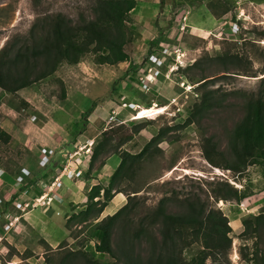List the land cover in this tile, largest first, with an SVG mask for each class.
I'll return each instance as SVG.
<instances>
[{"label": "rangeland", "instance_id": "374dc122", "mask_svg": "<svg viewBox=\"0 0 264 264\" xmlns=\"http://www.w3.org/2000/svg\"><path fill=\"white\" fill-rule=\"evenodd\" d=\"M95 2L0 0V51L31 45L33 33H41L56 15L73 25L91 19ZM124 51L126 61L115 65L97 63L98 54L91 52L77 65L64 63L51 76L16 94L0 89V126L12 137L8 144L0 142V264H59L67 251L86 253L101 264H123L96 251V227L127 202V195L121 193L125 203L116 210L109 208L111 200L100 217L81 222L76 216L92 203L85 197L86 186H78L76 192L64 186V192L78 198L65 203L52 190L62 187L63 179L90 177L88 165L86 172L83 165L90 163L101 134L108 130H115L112 145L132 136L121 150L133 154L161 133L154 145L157 155L143 162L132 181L118 185L123 191L140 189L141 215L173 192L183 198L196 193L221 210L232 229L231 249L219 264H264V225L253 232L255 218L264 215L261 167L251 165L241 175L214 167L204 156V141L212 138L232 160L231 136L246 102L264 91V0H137L127 22ZM224 54L238 58L220 61ZM205 81L214 105L189 124ZM154 105L163 111L134 118L140 107ZM137 128L141 130L136 134ZM105 158L96 161L92 173L100 170ZM62 159L70 177L60 176ZM112 172L108 168L102 181L107 183ZM54 177L61 180L49 191ZM221 183L248 197L242 202L216 201L210 191ZM42 194L48 196L40 201L45 205L35 202ZM167 210L180 213L173 204ZM246 219L252 222L247 232L242 224ZM158 231L159 226L153 228L159 240ZM120 235L118 226L113 232L114 249ZM201 249V243L188 238L182 256L189 261ZM148 251L145 240L137 243V254L146 257ZM47 257L51 262H46ZM75 264L87 263L79 256Z\"/></svg>", "mask_w": 264, "mask_h": 264}, {"label": "trees", "instance_id": "16d2710c", "mask_svg": "<svg viewBox=\"0 0 264 264\" xmlns=\"http://www.w3.org/2000/svg\"><path fill=\"white\" fill-rule=\"evenodd\" d=\"M136 0H96L92 10L93 17L79 25L63 15L49 19L47 27L41 33H33L31 45L14 48L5 47L0 51V89L16 94L35 82L51 76L62 64L77 65L88 53L97 55V63L115 65L127 59L124 51L127 41V22L130 13L136 8ZM238 57L228 54L219 56L220 61H233ZM207 81L201 84L200 99L189 113L188 123L197 121V116L214 105V96ZM264 82V78L262 80ZM121 126V125H120ZM123 129L122 127H119ZM140 128L134 130L139 133ZM117 131V130H116ZM115 130L104 131L90 157L87 177L95 169V163L101 156L102 168L107 156H118V164L110 176L107 185H94L88 195L91 205L78 214L81 222L89 218H98L104 212L109 201L117 193H125L127 202L113 215L103 218L96 229L99 234L95 249L107 254L123 264H219L220 257H226L232 246V229L226 215L221 210L204 202L200 195L192 192L183 197L176 192L161 199L154 209L144 215L140 211V189L118 188L125 180L132 181L143 162L153 159L159 149L154 147L161 133L154 137L137 154L121 150L132 136L121 137L117 145H112ZM12 137L0 126V142L8 144ZM232 160L217 148L212 138L204 141V156L216 168H223L243 174L251 165L259 166L264 176V91L250 97L245 105L243 118L237 123L230 141ZM90 179V177L88 178ZM117 187L118 189H114ZM216 201H244L248 195L221 183L210 191ZM95 199H97L95 201ZM176 202V203H175ZM176 205L180 213L168 212L169 205ZM245 232L252 230L251 220H243ZM264 225V215L255 218L253 232ZM120 227V240L114 249L113 232ZM159 226V240L153 234V228ZM252 227V228H253ZM190 238L193 243H201L202 249L191 260L183 258L185 242ZM145 240L149 251L146 257L136 253V245ZM79 256L87 264H101L88 259L86 253L67 251L59 264H75ZM210 260V263L208 261ZM46 262H51L49 257Z\"/></svg>", "mask_w": 264, "mask_h": 264}, {"label": "crops", "instance_id": "0c3cea01", "mask_svg": "<svg viewBox=\"0 0 264 264\" xmlns=\"http://www.w3.org/2000/svg\"><path fill=\"white\" fill-rule=\"evenodd\" d=\"M136 2H137V0H136ZM118 160H119L118 159V156H116V155H113L111 157H108L106 159L105 165L102 168H100V170H96L94 173H92V175L90 176V179H87V180H82V179L77 180L78 178H75V179L73 178L74 180L73 179L71 180L70 178H66V179H63V181H62V187L60 185L61 189H60V187H58V189H54L55 187H52V190H54L57 193V195L61 196L59 199H61L65 203L66 201H72V200L75 201V200H78V198H76L77 197L76 196V193H73L72 192L71 193L72 197H71L69 195V193L64 192V189H62V188H64V186H66V187H69L71 191L76 192V190L79 188L78 186L83 185V188H84V186H86L85 188H87V192L85 194V197H88L89 192H90L91 188L94 185H98V184H101V185H104L105 184V185H107L108 184V181H107V183L105 181H102V175H103L104 172H107V169L108 168H110L114 172L115 168L117 167ZM59 164H60V166H64L65 159H62ZM79 165H80V163H79ZM87 165L89 167V164L87 162L83 165L84 166V168H83L84 171L83 172H86L87 169L85 167ZM113 172L110 175H112ZM57 179L61 180V177H56V178L54 177V180H52L50 182V186L48 187L49 191L51 190V185L52 186H55L59 182V180H57ZM124 200H125L124 194H121V193L116 194L112 198V201L110 202L109 208L112 207V208H114L116 210L117 208H119L121 206V204H124L125 203V202L123 203ZM53 201H54V198H53ZM113 202H116V203H113ZM51 206L53 207L54 204L52 203ZM51 206H50V209L52 208ZM115 207H117V208H115Z\"/></svg>", "mask_w": 264, "mask_h": 264}, {"label": "bare ground", "instance_id": "6f19581e", "mask_svg": "<svg viewBox=\"0 0 264 264\" xmlns=\"http://www.w3.org/2000/svg\"><path fill=\"white\" fill-rule=\"evenodd\" d=\"M148 80H151L150 77L148 78ZM162 108H159L158 106H155V105L153 107H147V108L140 107L136 113V117H134V118L135 119H142V118L154 117L163 111Z\"/></svg>", "mask_w": 264, "mask_h": 264}, {"label": "built area", "instance_id": "2783aa9c", "mask_svg": "<svg viewBox=\"0 0 264 264\" xmlns=\"http://www.w3.org/2000/svg\"><path fill=\"white\" fill-rule=\"evenodd\" d=\"M165 49H163V55H166L167 54V52L168 51H165ZM153 58H155V56L153 55L152 56ZM67 167L68 166H64V168H62V170H61V173H60V176H67V177H70V173H66V171H67ZM29 188L30 189H34L35 188V186L34 185H30L29 186ZM26 191V190H25ZM25 191L23 192V193H25ZM45 196V197H44ZM48 198V196H47V194H42V195H40L39 197H37L36 199H35V202L36 203H40L41 205H45L46 203L45 202H43V203H41L42 201L41 200H44V199H47ZM41 201V202H40Z\"/></svg>", "mask_w": 264, "mask_h": 264}]
</instances>
